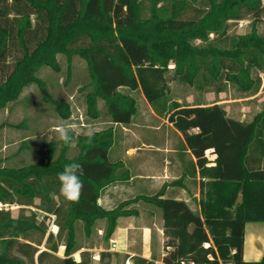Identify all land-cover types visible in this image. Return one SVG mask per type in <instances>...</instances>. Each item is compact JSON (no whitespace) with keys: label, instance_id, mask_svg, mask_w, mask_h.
Here are the masks:
<instances>
[{"label":"trees","instance_id":"trees-1","mask_svg":"<svg viewBox=\"0 0 264 264\" xmlns=\"http://www.w3.org/2000/svg\"><path fill=\"white\" fill-rule=\"evenodd\" d=\"M262 12V0H0V110L36 84L57 116L68 119L69 104L49 99L37 74L43 67L58 72L57 56L78 57L88 76L79 89L85 115L109 123L96 131L91 144L82 134L74 136L71 157V147L57 139L47 144V155L38 163L0 166V205L19 207L16 217L0 210V264H35L34 256L42 264L47 254L58 264H92L87 252L79 254L78 262L71 257L80 248L76 224H82L88 239L96 221L104 220L106 243L117 219L137 214L130 206L139 201L161 212L168 249L162 264H264V257L242 259L245 224L264 223V106L248 122L227 118L217 101L165 106L170 81L215 95L227 86L244 97L255 95L264 83V34L256 28ZM247 18L249 32L227 36L229 21ZM253 69L261 76H253ZM136 94L180 135L181 149L194 161L192 175L197 171L206 179L199 183V212L165 198V186L112 209L98 204L106 187L130 178L124 164L110 161L108 153L112 126H128L137 115ZM208 150L215 156L211 166ZM73 162L84 168L83 193L76 203L63 197L57 178ZM34 201L43 219L55 218V234L27 211ZM41 245L44 250L38 251ZM59 246L63 258L54 257ZM111 257L100 253L99 264H110ZM133 264L149 263L134 258Z\"/></svg>","mask_w":264,"mask_h":264},{"label":"rangeland","instance_id":"rangeland-1","mask_svg":"<svg viewBox=\"0 0 264 264\" xmlns=\"http://www.w3.org/2000/svg\"><path fill=\"white\" fill-rule=\"evenodd\" d=\"M146 9V8H145ZM193 12H188L187 17H192ZM251 18L240 21H229L227 23V36L245 34L250 30ZM239 22H242L241 25ZM257 31L260 34H264V12L256 25ZM214 38V35L210 36ZM57 61L59 64V71L54 72L49 68L43 67L37 74V77L43 82L44 92L49 99L68 103L70 106V117L68 119L62 120L57 116L54 111L53 105L46 99L43 98L41 91L36 84H31L24 88L17 100L9 103L6 108L0 110V166L8 168H19L22 166H27L40 162L46 157V146L48 143H53L57 141V134L55 129L60 125H68L70 123H78L81 130L86 129L89 125L95 127L96 131L104 129L109 125L106 124L105 118L102 117L98 120H91L85 115V106L82 100L83 93L79 92V89L87 82L88 76L86 71L85 63L78 57H73L68 61L62 57L57 56ZM256 76L255 74H252ZM261 76V74H260ZM261 90L264 91V84L261 85ZM264 95V92L261 93ZM218 96L210 91L198 92L193 91L191 88L181 86L176 82L170 81L169 83V93L166 98V105L171 102H178L186 105H193L196 102L203 103L205 105L218 102ZM221 98L229 100H239L244 96L231 87L227 86L226 91L220 94ZM219 96V97H220ZM137 100V115L135 117L136 122L142 125H133L132 128L144 126L145 130L139 135V140L146 143H155L160 146L172 147L178 142V136L175 132L167 125L165 118L162 115L156 114L155 116L150 115L147 112L146 104L142 100V96L139 94L135 95ZM262 97V96H261ZM260 97V98H261ZM260 98H255L252 102L257 105L251 106L254 112L260 111L261 106L258 107L257 100ZM231 105H235L238 111L241 109V100ZM234 107V106H233ZM101 108V106H100ZM102 109V108H101ZM250 110V111H252ZM233 111V109H232ZM253 112V111H252ZM243 121L249 120L253 115H236ZM113 127V126H112ZM148 127L159 128L156 132H150ZM143 128V127H142ZM115 129H118V127ZM117 131V130H116ZM117 139V138H116ZM118 141V140H117ZM121 142V141H120ZM124 144H139L138 140L130 138L124 139ZM75 153L74 148H70L68 156L71 157ZM206 155V153H205ZM193 189V188H192ZM130 190L125 193L126 197H133ZM38 201H34L33 207L27 208L28 210L36 213V218L38 221H44L47 231L55 234L57 228L55 226V218L51 215L44 218L43 212L37 210L35 206ZM141 204H137L141 207ZM9 210L12 217H16L19 213V207L12 206H2L0 205V210ZM158 213L160 210L156 208ZM28 213V212H27ZM142 225H150L155 223L158 219V215L155 213L151 215V224L148 223L149 217L147 215L140 216ZM122 220L118 221L119 225ZM159 224V223H158ZM120 226V225H119ZM153 229L154 226H152ZM76 231V241L78 246L85 247V249L98 248L99 243L101 245L103 233L101 238L97 239V232H93V238L95 239H85L82 233V224L77 223L75 226ZM154 233V232H153ZM152 234V233H151ZM32 241H37L39 237L37 235L30 238ZM101 240V241H100ZM107 244V243H106ZM149 248V253L151 255L156 254V241L154 235H150L148 244H145ZM105 242L102 244L104 249ZM143 248L140 236L138 237V250L141 251ZM38 251H43V245L37 248ZM82 252H87L90 255L89 250ZM15 256L21 257L17 252H13ZM161 249L158 247L157 258L160 257ZM56 258H63V247L59 246L57 252L54 254ZM74 261H80V257L77 256V252L71 255ZM34 261L36 263V256H34ZM42 264H58L56 259L49 256L48 254L42 258ZM92 264H99V262H92ZM110 264H121L119 259L111 257Z\"/></svg>","mask_w":264,"mask_h":264},{"label":"crops","instance_id":"crops-1","mask_svg":"<svg viewBox=\"0 0 264 264\" xmlns=\"http://www.w3.org/2000/svg\"><path fill=\"white\" fill-rule=\"evenodd\" d=\"M262 3H264V0H262ZM251 74L260 76L261 71L259 69H253ZM262 92L264 91L261 90L260 86L255 95L229 101L221 98L219 94L220 97L218 96L219 99L217 104L224 109L227 118L243 121L236 115L244 116L251 113V115L254 116L258 113L259 110L254 112L257 105L252 101L262 96L256 101L257 104H259L258 107H260L261 103L264 102V95L261 94ZM142 100L146 104V108H148L147 112L155 116L153 109L145 102L143 97ZM240 100L242 105L240 106V111H238L235 105L231 104ZM251 106H254L253 110ZM262 106H264V104H262ZM252 117L243 122L250 121ZM106 124L109 125L107 122ZM133 125L142 124L139 122L137 123L134 119L133 123L128 126L113 125L114 143L108 153V159L110 161H120L124 164L129 171L130 178L126 182H119L106 187L98 199V204L105 209H112L119 203L137 196L152 195L161 187L165 186V198L184 201L193 212H199V183L200 181H206V179H201L197 171H195L194 176L192 175L194 161L188 150L184 151L181 149L179 145L181 139L180 135L167 123L179 139L172 147L160 146L155 143H146L139 140L138 137L145 128L144 126L132 128ZM115 127H118V129H115ZM147 129L150 132L159 130L157 127H148ZM126 137L138 140L139 144L125 145L124 139ZM206 157L209 162L208 166H211L215 158V156L211 154V150L206 152ZM127 190H130L131 194H134L133 197L125 198ZM140 203H142L141 207L137 205ZM130 209H134L137 214L131 217L117 219L115 230L108 242H106L107 244L105 243V246H103L104 249H107L109 241L113 240L117 243L119 253L110 254L115 259H119L121 264H123L124 259L128 255L132 256V261L134 258H140L146 260L149 264H162V258L168 249H164L165 238L162 230L161 212L158 213L155 207L141 201L132 204ZM153 213H155V216L158 215L159 221L157 219L154 224H151L152 219H150V217ZM141 215H147L149 217L148 223L151 224V226L139 223V221H141ZM120 220L122 221L119 226L117 224ZM152 226H154L155 229H153ZM104 228V220L96 221L94 231L97 232V239L101 238L100 236L102 235H99V233L102 234ZM151 233L154 235L156 241L155 255H151L148 246L146 247L145 245L146 243L148 244L150 235H152ZM139 236L143 245L141 251L138 250ZM90 239H94L93 234ZM103 243L104 241H101V245L99 243L98 248L85 249V247H80L76 251L77 256L79 257V254L85 250H104L102 248ZM158 247L159 250L161 249L159 258H157ZM262 257H264V223H246L244 226L242 259L246 262H256L260 261Z\"/></svg>","mask_w":264,"mask_h":264},{"label":"clouds","instance_id":"clouds-1","mask_svg":"<svg viewBox=\"0 0 264 264\" xmlns=\"http://www.w3.org/2000/svg\"><path fill=\"white\" fill-rule=\"evenodd\" d=\"M57 139L65 146L76 147L74 136L85 137V143L91 144L96 135L95 127L89 125L86 129L81 130L78 123L60 125L55 129ZM84 175L83 165L78 162L66 164L62 172L57 174L60 183V193L69 202H79L83 193V182L81 176Z\"/></svg>","mask_w":264,"mask_h":264},{"label":"built area","instance_id":"built-area-1","mask_svg":"<svg viewBox=\"0 0 264 264\" xmlns=\"http://www.w3.org/2000/svg\"><path fill=\"white\" fill-rule=\"evenodd\" d=\"M240 25L242 22H239ZM212 36V34L209 35V37ZM99 235H101V233H99ZM210 244H203V248L204 249H207L209 248ZM90 252V261L91 263L92 262H99L100 260V253L102 252H106V253H119L118 251V247H117V243L115 241H109V245L107 247V249H104V250H89ZM208 260L209 261H212L213 258L208 255L207 256ZM123 264H133V261H132V256L131 255H128L124 261H123ZM179 264H194L192 261H188V262H185V261H181ZM210 264V263H209ZM218 264H221L220 262H218Z\"/></svg>","mask_w":264,"mask_h":264}]
</instances>
